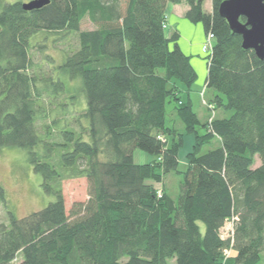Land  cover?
I'll return each mask as SVG.
<instances>
[{
	"label": "trees",
	"instance_id": "1",
	"mask_svg": "<svg viewBox=\"0 0 264 264\" xmlns=\"http://www.w3.org/2000/svg\"><path fill=\"white\" fill-rule=\"evenodd\" d=\"M168 1H184V16L213 34L204 84L215 93L207 106L215 113L210 121L201 122L192 107L196 71L190 56L176 31L166 33ZM222 1L212 0L206 12L203 0H49L30 10L20 0H0V147L26 149L43 191L53 196L21 217L7 210L8 222H0V264L18 254L17 264L260 262L264 59L241 46V36L218 12ZM86 16L94 28H80ZM39 32L77 35L78 47L56 68L79 79L87 140L68 126L58 128L60 140L50 139L56 119L43 122V133L36 129L43 93L65 89L53 72L41 78L30 73L31 40ZM170 102L183 131L166 124ZM218 109L228 114L217 115ZM185 134L194 140L179 170ZM135 148L154 158L135 162ZM256 157L260 163L253 167ZM171 172L181 173L176 200L162 184ZM78 176L87 178L88 198L66 211L61 180ZM230 220L233 233L222 238Z\"/></svg>",
	"mask_w": 264,
	"mask_h": 264
},
{
	"label": "rangeland",
	"instance_id": "2",
	"mask_svg": "<svg viewBox=\"0 0 264 264\" xmlns=\"http://www.w3.org/2000/svg\"><path fill=\"white\" fill-rule=\"evenodd\" d=\"M14 1V0H9ZM26 2L28 0H20ZM81 29H92L94 24L86 16L82 19L80 24ZM46 35V36H45ZM78 47L76 33L62 34V32H39L31 40V47L29 55L32 59V68L30 73L37 78L48 77L50 74L60 76L64 83L65 89L58 94H49L44 92L41 96L40 109H43L44 115L38 114L36 121V129L39 133H43V122L49 123L52 119H56V124H51L50 139L60 140L58 135V128L61 126H68L73 128L77 133L82 135L83 139H89L87 130V120L83 117V107L85 105V98L82 92L79 91V79H69L66 74L59 72L56 68L57 64L62 60L64 55L70 54ZM205 56L207 55L204 53ZM207 61V56L204 58ZM55 67V68H54ZM42 80V79H40ZM43 84L42 81L39 82ZM198 89V88H197ZM74 97L70 99V95ZM199 96L194 93L201 104L207 108L209 102L204 96V92L200 91ZM195 108V107H194ZM173 103L166 104V124L174 125L178 130L183 131V124L173 111ZM220 112H218L219 115ZM215 114L213 111H208L207 120ZM203 122V118H199ZM192 141L186 153L190 151L193 144ZM215 144V140L211 145ZM209 146H204L202 151ZM183 148L181 147L180 150ZM133 160L135 162H148L154 156L135 148L132 152ZM185 156L182 157L185 160ZM259 159L256 157L253 167L259 165ZM185 164L179 163L178 169L184 170ZM181 180V173H168L163 179V185L167 193L177 199L179 193V182ZM42 176L35 172L33 165L28 160L26 149L16 146H2L0 147V186L5 190V202H0V222H8L7 210H11L15 216L21 217L27 215L31 211L38 210L44 207L49 201L53 199L51 194L45 193L41 186ZM88 181L85 176L78 177H64L61 180V190L64 197V204L66 211L71 209V206L76 201H83L88 198ZM158 193L161 189H157ZM229 225V224H228ZM226 226V231L229 233V227ZM11 264H17V259ZM258 264H264V252Z\"/></svg>",
	"mask_w": 264,
	"mask_h": 264
},
{
	"label": "crops",
	"instance_id": "3",
	"mask_svg": "<svg viewBox=\"0 0 264 264\" xmlns=\"http://www.w3.org/2000/svg\"><path fill=\"white\" fill-rule=\"evenodd\" d=\"M188 5L182 1L179 3H173L168 1L165 7V16H166V33L170 35L172 32L176 31L179 34L177 43L180 49L187 55L190 56V62L193 68L196 71V80L192 84L190 90V99L192 102V107L194 111L197 113L198 117H202L203 121L206 120L208 116V110L205 106L201 104V101L195 96H199L200 99V91L203 90L204 96L206 95V99L208 101L214 96V91L209 88H204L205 78L207 74V61L204 60L206 57L204 52L201 49L202 41L204 38V30L201 23H193L189 21L184 13ZM202 8L206 12H211L212 10V0H203ZM198 88V89H197ZM195 107V108H194ZM219 114L227 115L228 112H224L220 109L217 111ZM192 141V135L185 134L183 136V145L182 150L179 149L178 152V160L179 163L183 162L185 164V160L182 159L186 154V149L190 145Z\"/></svg>",
	"mask_w": 264,
	"mask_h": 264
},
{
	"label": "water",
	"instance_id": "4",
	"mask_svg": "<svg viewBox=\"0 0 264 264\" xmlns=\"http://www.w3.org/2000/svg\"><path fill=\"white\" fill-rule=\"evenodd\" d=\"M49 0H29L21 5L25 10L40 8ZM233 33L241 36V46L252 49L264 59V0H223L218 6ZM243 16L244 21L240 20Z\"/></svg>",
	"mask_w": 264,
	"mask_h": 264
},
{
	"label": "built area",
	"instance_id": "5",
	"mask_svg": "<svg viewBox=\"0 0 264 264\" xmlns=\"http://www.w3.org/2000/svg\"><path fill=\"white\" fill-rule=\"evenodd\" d=\"M213 34L211 32L207 33L204 35L203 41H202V45H201V49L204 53H206L207 55H209L211 53V49H212V45H213ZM210 107V105H209ZM213 115V114H212ZM212 117V116H211ZM211 117L209 118V121L211 120ZM161 192H159L158 194L160 195ZM229 224V225H228ZM228 225L229 227V233L228 231H226V226ZM233 233V222L232 220L227 221V223L224 225V227L222 228L221 231V237L223 238H227L229 237V235H231ZM225 255H227L229 253V250H224Z\"/></svg>",
	"mask_w": 264,
	"mask_h": 264
}]
</instances>
